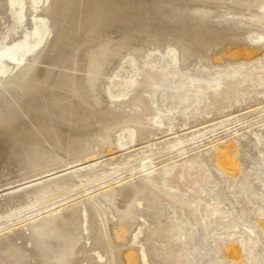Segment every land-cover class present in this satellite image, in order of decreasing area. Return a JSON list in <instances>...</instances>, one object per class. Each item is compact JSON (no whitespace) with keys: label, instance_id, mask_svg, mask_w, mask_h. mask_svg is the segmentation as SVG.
<instances>
[{"label":"rangeland","instance_id":"1","mask_svg":"<svg viewBox=\"0 0 264 264\" xmlns=\"http://www.w3.org/2000/svg\"><path fill=\"white\" fill-rule=\"evenodd\" d=\"M96 10H107L110 19L115 14V21L105 20L104 34L84 43V30L93 24L85 21V13ZM197 11L208 14L200 21L203 29L215 30L200 46L189 30L174 28L201 20ZM220 14L226 18L220 20ZM98 37H109L112 44L128 38L109 58L94 88L99 109L112 113L97 116L84 129L82 142L97 156L74 163L64 151L45 145L59 164L51 172H35V165L27 167L0 142V231L6 228L0 233V258L12 249L23 264H48L46 259L52 258L37 253L33 229L46 216L40 218L39 212L63 198L39 206L32 190L61 178L87 187L73 172L128 169L127 156L151 158L155 145L165 148L157 165L180 161L177 168L167 174V168H152L148 161L137 177L117 174L115 178L130 181L118 188L115 204L125 206L127 188L142 186L145 197L150 194L161 203L159 220L152 222L137 210L138 226L120 240L114 233V207L97 196L105 204L111 242L118 250L116 264H128L132 254L139 264H159L157 253L172 264H264V0H0V112L13 109L16 120L49 123L47 104L36 91L26 97L24 85L48 73L46 94L57 97L54 84L70 73L71 55L82 50L78 58L86 64ZM53 45L60 62L51 61L56 59L50 57ZM235 52L248 54L234 58ZM83 62L74 73L76 80L85 76ZM226 89L229 93L213 104L214 92ZM187 140L193 141L183 146L185 160L178 159L181 151L169 143ZM229 146L232 167L219 155ZM175 192L191 206L172 200L169 195ZM86 221L76 264H105L107 254L87 255L92 229Z\"/></svg>","mask_w":264,"mask_h":264},{"label":"bare ground","instance_id":"2","mask_svg":"<svg viewBox=\"0 0 264 264\" xmlns=\"http://www.w3.org/2000/svg\"><path fill=\"white\" fill-rule=\"evenodd\" d=\"M99 11L100 10H96L93 12L94 14H89L86 11L85 18L87 20L85 21L89 22V19H91L93 24L88 30H84L87 37L86 40H83L82 42L86 43L89 37L99 33L101 35L104 34L103 29L106 27L105 20L110 19L109 13L107 10L105 13ZM104 14L106 15L103 16ZM196 14L201 20L197 19L191 24L181 22L182 24H176L177 26L174 28L178 31H181L182 29L189 30V34L192 33L194 36L196 46L197 44L200 46L211 36L212 33L214 34L215 30L212 26L207 30H204L202 27L201 22L202 20H207L208 14L200 11H197ZM114 16L116 15H112V19H110L111 21L114 19ZM219 17L220 20L226 18L223 14H220ZM113 21H115V19ZM126 38L118 41L116 44H112L113 40L109 37H98L94 39L93 41L96 43L95 50L94 52L87 54L86 64L78 58L80 53H82V50L76 55H71L72 58L70 57V59H73L74 66L68 69L70 73L63 74L54 84V88L60 91L57 97L55 95L46 94L50 89L48 86V73H45L41 81L34 80L33 82L24 85L26 97L29 95L31 96L32 93L36 91L40 95L41 102L47 104V110L44 115H46V118L50 122L48 123L40 118L31 122L16 120V112H14L13 109H9L5 113L0 112V142L6 144L11 150L17 152L21 157L23 164L27 167L31 164L35 165V168L38 169L35 170V172H51L55 170V167L59 164L57 156L50 152L48 148L44 147L45 145L51 146L52 149L64 151L69 160H72L74 163L77 162L78 159L85 158L84 160H89L95 158L97 153L90 152L88 150L90 147L87 142H82L84 129H88L90 127L88 122L97 116L103 117L112 113H107L103 109H99L101 100L96 95L94 88L103 68L108 63L109 58L117 54V52L123 48ZM57 53L58 52H55V46L53 45V48L50 50V57L54 56L56 58L55 60L51 59L53 63L60 62L61 60V56ZM247 54L248 53L235 52L231 56L236 58L242 55L246 56ZM252 55L254 54H249L248 57H251ZM82 62L86 68L85 76L76 80L74 73L81 67ZM227 93H229V90L227 89L222 92H214L213 97L215 103L213 104L219 103L220 98ZM128 110H130L129 106L125 107L124 111L127 112ZM6 117H8L7 120ZM59 127H61V129ZM197 136L195 137L197 138ZM192 141H179L177 143L172 141L169 143V146L173 150L181 151V156L178 157V159H180L184 158L186 155L183 146ZM108 146L111 147L110 151H112V144L109 145L108 143ZM152 147L157 149V152L152 150V153H156V155L151 158H140L139 154L127 156L129 161V164L127 165L129 167L128 169L119 167L118 170L113 169L114 171L111 174L103 172L94 175L91 172L84 173L83 175H79L81 172H73V176L80 179L79 184H86L87 187L83 185L84 187L78 188V183H76L74 179L68 178L63 180L61 178L52 179L51 181L38 186V188H34V191H31L35 194L37 203L40 204L39 206L47 201L51 202V200L56 201V199L63 198L62 200L57 201V203L51 205V208L48 207V211L45 212L42 210V214L39 212V217L43 214H46V216L41 219L37 225L35 224L33 229V239L37 243V253L40 256L49 254V257H52L50 260L46 259L45 262H48V264H76L77 261L74 259V256L83 239L81 228L83 225L85 226L87 223L86 220L89 219L92 229L90 240H92V242L87 255L93 259V253L100 255L103 252L104 254H107L105 264H116V258L119 257L118 250L111 242L112 238L108 225L109 220L104 214L103 206L105 204L103 202L114 207L116 213L115 218L117 220L113 226L114 233L120 240H126L130 233L138 226L139 217L137 216V210L142 213L140 214L141 216H144V218H147L152 222H156L162 217L161 203H159L156 198L150 196V194L145 197L144 192L142 191L144 187L142 186L133 185L127 188L129 194L126 201H124L125 206L118 208L115 204L118 188L130 181L128 178H115L114 176L117 174L120 175L121 172H131L130 174L132 177H137L142 174L144 168L143 164L148 161L152 168H167L166 170L164 169L167 174H171L179 165L180 161L171 164L164 161L157 165V161L165 154V148L159 150L155 145ZM230 149H232L231 146L226 149L227 152H221L219 155L223 157L226 166L232 167ZM135 158H137L138 161L133 165L131 162ZM150 159L152 160L150 161ZM187 170L188 168H186L184 172ZM68 176L71 175L68 174ZM107 177L111 178L110 183L106 182ZM152 188H154V186H152ZM81 189H84L83 192L79 191ZM169 189L172 190L171 188ZM97 196L102 197L104 201L100 202L99 199H97ZM169 197L174 201L184 204L183 206L185 208L191 206L189 200H186L177 193L176 195H169ZM28 205L32 206L30 204ZM141 205L142 209L139 208ZM28 210L29 209H27V211ZM36 216L38 217V215ZM29 219L31 220V218ZM26 220L23 221L25 222ZM30 222L29 224H31ZM12 230L13 228L10 231ZM3 231H6V228L1 230L0 233ZM4 256L5 258H0V264H5V261L10 264H23V257H19L18 253L13 249L7 254L5 252ZM155 259L159 260V264H172L162 253H157ZM86 260L87 259L84 261L86 262ZM137 260L136 255L132 254L128 258V264H139ZM80 262L84 264L83 261H78V264H80Z\"/></svg>","mask_w":264,"mask_h":264}]
</instances>
